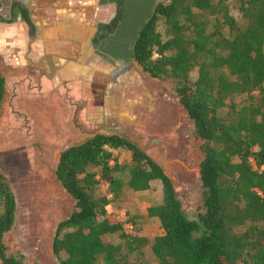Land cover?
Instances as JSON below:
<instances>
[{
  "label": "trees",
  "instance_id": "1",
  "mask_svg": "<svg viewBox=\"0 0 264 264\" xmlns=\"http://www.w3.org/2000/svg\"><path fill=\"white\" fill-rule=\"evenodd\" d=\"M234 1L238 15L230 0H160L129 55L142 73L172 83L193 124L202 186L195 215L145 149L97 132L67 146L57 162L56 176L75 201L52 240L59 264H264V0ZM6 92L0 53V108ZM106 146L129 149L131 160L120 162ZM154 179L162 200L146 209L159 222L150 235L140 213L126 210L121 219L108 207L120 208ZM100 180L107 194H97ZM16 209L0 171V264H24L25 255L5 241ZM114 233L121 242L112 241Z\"/></svg>",
  "mask_w": 264,
  "mask_h": 264
},
{
  "label": "rangeland",
  "instance_id": "2",
  "mask_svg": "<svg viewBox=\"0 0 264 264\" xmlns=\"http://www.w3.org/2000/svg\"><path fill=\"white\" fill-rule=\"evenodd\" d=\"M230 6L231 12L238 15V3L230 0ZM3 38L0 34L2 56L3 47H8ZM12 58L14 64L2 65L3 73H8L10 79L23 73L15 55ZM119 65L123 68L119 98L122 126L173 177L183 207L194 216L202 200L200 151L187 111L171 82L142 73L130 59ZM196 75L194 71L192 77ZM11 99L14 101L6 100L0 108V171L14 190L17 209L14 225L5 241L10 251L20 250L25 255L24 264H59L52 250V240L58 222L69 216L75 206L73 197L56 176L64 138L49 127L51 122L42 123L34 117L27 123L21 107H27L33 117L34 105L23 100L22 96ZM18 100H21V106ZM53 126L60 127L59 124ZM79 140L73 138L69 143ZM118 159L120 162L130 161L131 151L127 148L119 150ZM158 181L152 190L135 196L128 193L120 208L109 206L108 210L121 219L125 218L126 210L140 213L144 216V232L154 234L159 222L156 218H149L146 209L162 200V184ZM96 192L100 195L108 193L106 180H100ZM111 239L114 243L121 242L119 233L112 234ZM147 255L151 257L149 249Z\"/></svg>",
  "mask_w": 264,
  "mask_h": 264
},
{
  "label": "crops",
  "instance_id": "3",
  "mask_svg": "<svg viewBox=\"0 0 264 264\" xmlns=\"http://www.w3.org/2000/svg\"><path fill=\"white\" fill-rule=\"evenodd\" d=\"M26 1L30 6L35 3L34 0ZM54 6L52 16H34L36 33L30 34L26 23L11 21L0 22V34L8 43V47H3L2 65L14 64L13 55L23 57L28 50L18 67L23 71L21 75H13L10 79L8 73L4 72L8 97L5 101L22 96L23 100L34 105L33 117L27 107H21L26 114L25 121L30 123L35 117L42 123L51 122L49 127L56 129L64 138L60 154L67 146L97 132H113L115 127L107 125L109 119L114 120L112 123L122 120L119 98L123 68L113 65L103 55L90 49V35L83 32L84 26L90 23L85 4L70 6L68 0H55ZM31 41L32 49L26 47ZM107 72L114 73L115 81L112 84L104 79L106 83L100 84L96 76H105ZM78 80L82 82V89L75 91L74 82ZM92 98H98L100 103L90 113ZM54 124L60 127L56 128ZM73 138L81 140L69 143ZM114 152L118 154L119 150L115 149ZM158 182V179H154L149 189L132 191V195L150 191Z\"/></svg>",
  "mask_w": 264,
  "mask_h": 264
},
{
  "label": "flooded vegetation",
  "instance_id": "4",
  "mask_svg": "<svg viewBox=\"0 0 264 264\" xmlns=\"http://www.w3.org/2000/svg\"><path fill=\"white\" fill-rule=\"evenodd\" d=\"M30 6L26 0H0V22L21 21L29 26V33L37 32V14H48L52 16L55 0H34ZM160 0H68L70 6L85 4L87 18L90 21L84 26V33L90 35L89 47L95 52L103 55L113 65L126 64L129 62L130 51L133 47L135 36L142 24L149 19L156 4ZM33 42H29L26 47L32 49ZM28 50H26L27 54ZM24 53V55H25ZM24 55H15L16 63L21 65ZM106 77V78H105ZM109 78V79H108ZM96 79L103 82L108 79V83L115 81L114 73H106L105 76H96ZM80 80L74 82L75 91L82 89ZM85 88V87H84ZM74 89V88H73ZM118 100V97H117ZM100 100L93 99L89 107L90 113L96 109ZM123 113V112H122ZM122 120L114 122L110 119L108 124L114 126L113 132L117 133V125L122 129ZM111 131V130H108ZM118 134V133H117Z\"/></svg>",
  "mask_w": 264,
  "mask_h": 264
},
{
  "label": "water",
  "instance_id": "5",
  "mask_svg": "<svg viewBox=\"0 0 264 264\" xmlns=\"http://www.w3.org/2000/svg\"><path fill=\"white\" fill-rule=\"evenodd\" d=\"M117 133H118L119 135H121V136L127 138V139L130 140L131 142H133V143H135V144H137V145L140 146V144L137 143V141H135V140L133 139V137H132L130 134H128L127 131H126L124 128L122 129L120 126H117ZM143 149H145V148H143ZM145 150H146V149H145Z\"/></svg>",
  "mask_w": 264,
  "mask_h": 264
},
{
  "label": "built area",
  "instance_id": "6",
  "mask_svg": "<svg viewBox=\"0 0 264 264\" xmlns=\"http://www.w3.org/2000/svg\"><path fill=\"white\" fill-rule=\"evenodd\" d=\"M107 149L112 150L113 152L115 151V149L111 148L110 146H106ZM258 191L259 194H262V192L260 191V189H256ZM129 227H132V225H128Z\"/></svg>",
  "mask_w": 264,
  "mask_h": 264
},
{
  "label": "bare ground",
  "instance_id": "7",
  "mask_svg": "<svg viewBox=\"0 0 264 264\" xmlns=\"http://www.w3.org/2000/svg\"><path fill=\"white\" fill-rule=\"evenodd\" d=\"M125 68V67H124ZM127 69H129V68H127ZM126 71V70H125ZM122 76V75H121ZM120 77V76H119ZM125 78V77H124ZM124 81V80H123ZM113 120V119H112ZM114 121V120H113ZM118 126V125H117ZM147 147V146H146Z\"/></svg>",
  "mask_w": 264,
  "mask_h": 264
}]
</instances>
